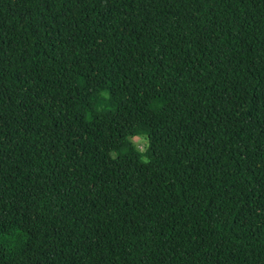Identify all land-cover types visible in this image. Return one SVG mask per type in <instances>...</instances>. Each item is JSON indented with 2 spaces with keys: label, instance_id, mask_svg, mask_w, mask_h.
I'll return each instance as SVG.
<instances>
[{
  "label": "trees",
  "instance_id": "obj_1",
  "mask_svg": "<svg viewBox=\"0 0 264 264\" xmlns=\"http://www.w3.org/2000/svg\"><path fill=\"white\" fill-rule=\"evenodd\" d=\"M0 264H264V0H0Z\"/></svg>",
  "mask_w": 264,
  "mask_h": 264
},
{
  "label": "rangeland",
  "instance_id": "obj_2",
  "mask_svg": "<svg viewBox=\"0 0 264 264\" xmlns=\"http://www.w3.org/2000/svg\"><path fill=\"white\" fill-rule=\"evenodd\" d=\"M131 140L136 147L138 148L144 147L145 139L142 136L133 137Z\"/></svg>",
  "mask_w": 264,
  "mask_h": 264
}]
</instances>
